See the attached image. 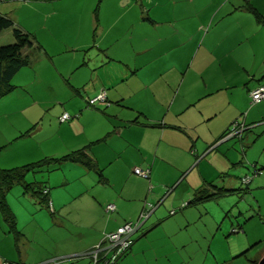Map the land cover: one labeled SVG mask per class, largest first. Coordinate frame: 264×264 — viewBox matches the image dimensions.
Returning a JSON list of instances; mask_svg holds the SVG:
<instances>
[{"label": "crops", "instance_id": "obj_1", "mask_svg": "<svg viewBox=\"0 0 264 264\" xmlns=\"http://www.w3.org/2000/svg\"><path fill=\"white\" fill-rule=\"evenodd\" d=\"M144 1L142 0L141 5ZM147 2L151 5L147 11L142 9L140 14L145 21L143 24L140 22L141 29H148L147 33L142 36L132 34L129 37L131 56L128 59L119 58L124 62L123 65L114 69V72L111 70L106 76H101L95 71L96 68L88 70L87 65L84 70L88 72L85 75L80 72L73 73L71 69H58V75L55 74L53 78L43 77L39 70L37 76L36 66L47 59L51 60L53 55L36 39L33 40V46L29 50L30 64L19 69L12 78V83L16 81V85L13 84L16 88L23 89L27 99H17L15 95H11L16 88L8 93V96H12L11 100L16 101L14 106L8 108L11 109L9 111L13 114L24 113L21 115L25 126L15 134L11 132L8 135H0V146L5 149L13 146V152L8 156H2L3 149L1 150L0 168L30 163L33 161L30 160V152L35 155L39 149L42 152L41 140H35L36 144H33L27 138L29 135L21 136V133L31 125L40 126V121L45 118L46 104L54 103L57 112H68L70 115L67 124L59 122L58 126L64 133L67 130L70 133L60 138L55 147H63L65 151L70 152L103 138L92 145L89 152L101 169L106 183H99L97 176L81 165L62 164L57 169H74L75 179L87 176L80 185H76L74 192L66 193L71 197L87 195L91 202L89 207H85V235H77L65 249L59 247L53 252L55 258H48L52 254H41L40 250L31 258L28 241L22 236L19 239V260L14 261L12 255L5 253L2 254V259L22 264H45L51 259L58 261L78 257L77 255L87 252L100 242L102 233L113 232L122 225L112 219V216L109 218L108 214L105 215L106 220L102 219L100 226L91 224L93 214L94 218L97 214L101 217L107 204H114L116 210L113 212L119 209L122 221L127 222L138 219L145 202L155 204L162 198L163 189L155 187L150 181L152 174L154 179L157 173L172 180L170 185H173L186 175L184 169L198 160L196 165L200 176L202 180H207L201 172L203 161H199L209 149L215 150L219 140L229 131L226 127L229 122L231 126L238 111L232 112L231 106L236 103L238 107V90L245 87L249 91L264 86H253L252 82L259 66L264 67V25L257 22L253 11L249 9V6L253 5L252 7L260 13L259 8L254 5V0H251L253 4L247 1L249 5L246 1V5H242L241 0ZM123 3H128V0ZM4 11L0 9V14L11 18L15 27L23 26L13 10ZM261 15L264 20V12ZM140 23L138 21V24ZM128 24L130 29L135 28L134 22L130 21ZM8 32L11 30H2L0 36ZM148 33L150 36H145ZM255 37H260L257 39L258 50L262 52L259 62L254 60L255 53L258 52H255L253 46ZM98 46L100 47L96 44L95 47ZM106 49L109 50V46H106ZM113 57L109 60L117 59L116 55ZM36 88L50 92L56 90L59 96L53 97L52 102L42 99V96L36 98L33 93ZM100 92L104 93L105 99L96 101L92 106L87 105V100ZM244 92L247 97L246 91ZM241 97L242 93L239 102ZM223 105H226L228 110L224 113L222 122L219 118ZM88 106L90 108L86 109ZM9 111L2 112L0 116L8 119ZM85 113L89 115L87 121L82 119ZM216 118L217 121H214ZM243 123L247 127L248 124L245 121ZM40 129L41 127L37 130ZM231 138L233 136L225 140ZM24 142L25 145L22 144ZM27 146L32 147L27 149ZM42 153V157L56 155V152H46L44 149ZM136 167L149 168V178L143 180L132 175V170ZM178 171L182 174L174 182L175 173ZM66 178L73 180L71 177ZM130 180H133L132 186ZM62 183L56 186L62 187ZM160 183V186L165 185L164 180ZM186 184V188L191 185L189 180ZM44 187L49 197V213L52 212L53 215L69 212L67 203L57 199V191L54 194L49 185ZM15 188L22 187L15 185ZM89 188H95L91 198L88 196ZM84 203L86 206L87 199L81 204ZM53 220L62 223L58 218ZM2 255L0 253V257ZM85 258L87 259L83 260V263L89 264V258Z\"/></svg>", "mask_w": 264, "mask_h": 264}, {"label": "rangeland", "instance_id": "obj_2", "mask_svg": "<svg viewBox=\"0 0 264 264\" xmlns=\"http://www.w3.org/2000/svg\"><path fill=\"white\" fill-rule=\"evenodd\" d=\"M98 1L5 0L0 1V9L13 10L23 25L19 28L24 32L27 31L50 55H53L51 60L47 59L36 66L37 76L38 70L43 77L50 79L55 74L58 75V69L63 71L71 69L73 73L80 72L85 75L93 68H96L95 71L101 76H106L111 70L114 72V69L123 65L124 62L119 58L128 59L131 56L129 37L132 34L142 36L147 33L148 29H141L140 22L143 24L145 21L140 14L142 9L147 11L151 3L147 0L143 5H141L142 0H128V3H123L127 0ZM245 1L241 0L242 5H246ZM254 5L263 14L264 0H254ZM143 15L146 16V13L143 12ZM130 21L135 23V28L130 29L128 24ZM1 35L4 36H0V46L14 43L11 32ZM145 36L150 35L148 33ZM257 39L260 37H255L253 41L254 50L258 51L254 56L255 62L260 61L262 54L258 50ZM96 44L100 47H95ZM106 46H109V50ZM112 54L116 55L117 59L110 61L109 58H114ZM86 65L89 67L88 70H84ZM262 71L264 72V67L260 65L252 80L253 86L264 85ZM13 83L16 85L15 80ZM41 89H34L36 98L42 96V99L52 102L53 97L59 96L56 90L50 92ZM14 91L11 95H15L17 99H27L22 88L17 87ZM238 92V107L236 103L231 105L232 112L238 110L232 120L237 119L241 123L245 121L248 124L246 130L228 140H225L228 138L225 135L226 137L219 140L220 143L217 142L219 145L215 150L213 147V151L209 149L206 155L201 157L199 162L203 161L201 172L206 176V182L200 176L196 165L198 160L186 167L184 169L186 175L173 185H170L172 180L165 179L157 173L154 179L152 174L150 181L155 187L159 186L163 189L164 194L161 197L166 196V199L161 200L152 216L150 215L151 217L132 235V245L129 249L112 264H256L258 262L264 253V99L251 104L249 91L245 87L243 90L241 87ZM241 93V102H239ZM10 97L12 96L7 94L0 99V115L4 111L11 110L8 108L15 105L16 101L11 100ZM10 102L11 104H6ZM56 110L54 103L46 104L45 118L40 121V126L31 125L21 133V136L29 135L27 138L33 144H36L35 140H41L42 152L43 149L46 152H56L53 157L69 152L63 147L60 149L55 147L60 138L70 133L69 130L64 133L63 129L58 128L60 126L58 117L61 114ZM227 110L226 105L220 109V121L223 122ZM21 114L24 115L9 111L8 119L0 116V135H8L11 132L15 134L18 129L23 128L25 125ZM88 117L89 115L85 113L83 121L89 120ZM39 127L41 129L37 130ZM230 127L229 122L226 129ZM22 144L25 145V142ZM29 147L32 146L26 148ZM4 149L3 147L2 154L0 153L2 156H8L13 152V146ZM42 152L40 149L36 155L30 152V160H33L31 162L51 157H42ZM180 174H182L180 171L175 173L174 182ZM132 175L137 176L134 173ZM66 176L73 180H67ZM75 176L74 169L66 168L29 172L26 175V181H44V185H49L54 190V194L57 191V199H62L69 207V212L62 214L51 215L39 201L23 193L22 188L18 189L14 186L10 189L7 200L14 216L15 231L14 226L12 228L0 212L1 255L3 253L12 255L14 261H18L19 239L25 236L30 246L31 258L39 250L41 254H52L48 258H55L53 252L59 247L65 249L69 247V242L77 238V235H85V207H89L91 202L87 195L71 197L70 194H66L67 191L74 192L76 185H80V182L87 178L85 175L75 179ZM243 177L249 178V181L244 183ZM65 179L67 181H64ZM163 180L165 185L160 186ZM188 180L191 185L186 188ZM209 182L225 191L208 186ZM61 183L62 187L56 186ZM130 183L132 186L133 180H130ZM200 187L205 188L206 193L208 191L212 194L203 199L190 201L194 198L195 190ZM94 189L89 188L90 198ZM167 191H170L169 194H166ZM86 199L85 206V203H81ZM183 202L184 205L187 203L185 207H182ZM146 203L151 202H145L144 206ZM172 209L175 210L173 214L170 213ZM118 210L112 213L103 209L102 216L97 214L96 218L93 214L91 224L100 226L102 219L106 220V214L109 218L112 216V219L119 224H123L122 215ZM54 218H58L62 223L54 221ZM104 234L102 233V238ZM82 254L77 255L78 257H69L71 259H60L54 264H81V262L87 264L83 263L87 256ZM3 257L4 255L0 259L4 260ZM52 260L46 263L49 264Z\"/></svg>", "mask_w": 264, "mask_h": 264}, {"label": "trees", "instance_id": "obj_3", "mask_svg": "<svg viewBox=\"0 0 264 264\" xmlns=\"http://www.w3.org/2000/svg\"><path fill=\"white\" fill-rule=\"evenodd\" d=\"M100 1L101 0L98 2ZM247 1L249 0H246L247 5H249ZM249 9L253 11L257 22L264 25L261 13H258L252 6H249ZM6 29L11 30L14 43L0 46V99L16 88V86L12 83V78L19 69L30 64L29 50L34 43L33 37H31L28 32H24L20 28L15 27L11 18L0 14V32ZM101 140H103V138L90 142L79 149L70 151L59 157H45L38 161L26 163L20 166L0 168V212L2 213L4 220L12 226V228L14 226V231V216L10 211L6 200V195L13 186L20 185L23 193L33 197L34 200L36 199V201H39L45 209L49 210V197L47 190H45L44 183L26 181L25 178L29 172L35 173L36 171L55 170L62 164L72 163L81 165L87 171H92L97 176L99 183H106V179L104 180L102 177L101 169L97 166L96 161L92 158L89 152L90 147ZM2 149L3 146H0V152ZM207 185L213 188L217 187V185L212 182L207 183ZM220 188L217 187L216 189L219 190ZM221 190L225 191L223 188H221ZM210 194L212 193H209L208 191L206 193V189L200 187L195 190L194 198L190 201L203 199ZM184 206H186V204L184 205V203H182V207ZM173 211L175 212V210ZM50 214H52V212H50ZM124 253L125 251L118 257ZM6 262L8 264H22L20 262Z\"/></svg>", "mask_w": 264, "mask_h": 264}, {"label": "built area", "instance_id": "obj_4", "mask_svg": "<svg viewBox=\"0 0 264 264\" xmlns=\"http://www.w3.org/2000/svg\"><path fill=\"white\" fill-rule=\"evenodd\" d=\"M249 97L251 103H257L263 100L264 86H259L252 90H249ZM104 99V93L100 92L95 97L88 99L87 104L89 106H92L96 101H102ZM69 119L70 115L67 112L61 113V115L58 117L60 123L66 122ZM245 128V124L239 122L236 119L231 123L229 131L225 135L227 137L240 135L241 132L245 130ZM132 172L143 179L149 178V168L136 167L132 170ZM248 181L249 178H247L245 181L243 180L244 183H247ZM169 192L170 191H168L166 194H168ZM165 197L160 198V200L155 204L146 203L144 209L140 212L139 217L136 221L124 222L121 226L117 227L115 231L104 234L100 242L93 245L92 248H90L82 255L87 256L90 259V264H112L118 259V256L120 254H122L124 251L126 252L129 249V246L132 245V235L140 228L143 222L151 215L156 206L160 204L161 200ZM48 207L49 210H51L50 203H48ZM115 210L116 208L114 204L109 203L105 206V212H113ZM170 213L173 214L174 211L172 210ZM55 262L56 260L53 259L51 261V264H54ZM0 264L8 263L2 260Z\"/></svg>", "mask_w": 264, "mask_h": 264}, {"label": "water", "instance_id": "obj_5", "mask_svg": "<svg viewBox=\"0 0 264 264\" xmlns=\"http://www.w3.org/2000/svg\"><path fill=\"white\" fill-rule=\"evenodd\" d=\"M256 264H264V253L263 255L259 258L258 262Z\"/></svg>", "mask_w": 264, "mask_h": 264}, {"label": "bare ground", "instance_id": "obj_6", "mask_svg": "<svg viewBox=\"0 0 264 264\" xmlns=\"http://www.w3.org/2000/svg\"><path fill=\"white\" fill-rule=\"evenodd\" d=\"M246 179H247V178H245V177L243 178L244 181H245Z\"/></svg>", "mask_w": 264, "mask_h": 264}]
</instances>
